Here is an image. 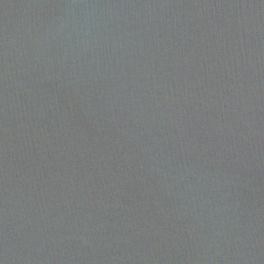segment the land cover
<instances>
[{"label": "water", "instance_id": "1", "mask_svg": "<svg viewBox=\"0 0 264 264\" xmlns=\"http://www.w3.org/2000/svg\"><path fill=\"white\" fill-rule=\"evenodd\" d=\"M0 264H264V0H0Z\"/></svg>", "mask_w": 264, "mask_h": 264}]
</instances>
